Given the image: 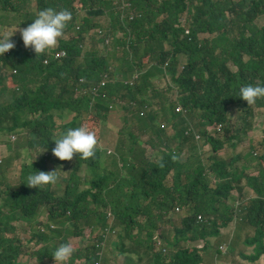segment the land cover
Returning <instances> with one entry per match:
<instances>
[{"label": "trees", "instance_id": "obj_1", "mask_svg": "<svg viewBox=\"0 0 264 264\" xmlns=\"http://www.w3.org/2000/svg\"><path fill=\"white\" fill-rule=\"evenodd\" d=\"M84 2L91 7L89 14L83 12ZM16 7L9 6L7 11ZM37 8L70 11L72 20L64 32L75 35L69 41H60V49L67 54L61 61L52 60L45 66L43 55L42 60L10 58L2 64L0 96L4 95L10 78L15 80L11 85L13 105L0 113L5 117V121L0 120V138L8 132H25L29 126L41 128L44 119H51L45 116L47 113L68 110L74 111L71 114L74 117L66 123V130L85 126L93 131L97 151L88 160H80L74 154L73 187L61 198L47 190L50 185L31 190L25 184L26 177L36 167L37 171L47 172L54 161L55 142H47L46 132L41 136V144L29 145V148L48 147V151L36 158L31 156L32 166L21 158L27 149L20 157L19 166L13 160L16 153L0 149V218L2 208L13 207L16 199H20L24 218L28 219L34 209L35 222L44 230L34 238L32 246L22 251L17 240L2 235L0 222V264H55L52 252L62 243H71L74 254L83 251L80 256L73 255L69 264L99 263L110 237L101 210L113 212L118 225L111 232L117 231L118 238L125 243L131 229L145 231V226L136 220L134 203L128 197L130 191L106 190L131 181L149 187L166 182L162 187L165 189L170 177L188 169V165L179 161L183 144L194 161L193 179L184 180L199 195L212 194L213 202L207 214L217 218L208 219L205 224L190 217L178 222L175 209L179 206H176L169 221L177 231H199L194 241L212 237L210 231L216 221L221 228L229 227L230 232L237 229L239 222L249 230L245 245L256 246L254 255L248 258L254 262L246 260L242 264H264V98L254 105H247L239 98L240 87L264 85V27L260 29L257 23L264 14V0H38ZM79 12L83 23L76 25ZM36 16L29 20L30 24ZM100 19H105V24H100ZM112 58L118 64L122 62V71L113 67ZM155 63L159 67L148 71ZM16 70H19L17 75L13 73ZM136 76L139 80L132 84ZM20 84L21 92H17ZM131 103L137 107L126 109ZM180 105L183 111L177 113ZM120 107L124 110L123 117ZM36 113H41L42 118L27 120V115ZM113 116L122 124L117 141L121 136L124 139L119 141L115 155L104 161L99 150L105 138L101 132ZM170 121L176 122L165 130L163 125ZM222 124L224 129L219 133L216 128ZM173 131L176 134L167 138ZM144 136L148 137L145 143L160 150L163 157L150 160L142 150L147 160L142 168L136 164L135 149ZM197 136L204 139L202 146ZM250 140L263 159L258 167L260 175L247 177V185L253 189L249 195L242 193L240 184L239 211L231 207L220 209L223 197L228 194L231 198V192H235L229 174L232 163L240 159L224 157ZM173 144H178L176 150ZM7 158L11 160L2 166ZM84 167L85 177L80 176ZM19 174V183L13 185L8 178ZM90 176H93L91 181ZM84 186L91 188L85 190ZM202 215L208 218L206 213ZM89 216H94L95 221H87ZM80 218L86 221H75ZM220 243L233 247L240 255L246 248L239 247L230 234L227 242ZM121 249L127 253L138 250ZM151 250L160 252L156 248ZM187 257L179 254L176 264H191Z\"/></svg>", "mask_w": 264, "mask_h": 264}, {"label": "rangeland", "instance_id": "obj_2", "mask_svg": "<svg viewBox=\"0 0 264 264\" xmlns=\"http://www.w3.org/2000/svg\"><path fill=\"white\" fill-rule=\"evenodd\" d=\"M23 6H26L25 9L27 11V15L25 17L18 18L17 14L14 13L12 18L8 19V22L12 25L13 31L5 32L3 28H0V38L4 37L5 34H15L17 35L21 28L37 13L40 11L35 3L31 4L32 10L28 9V3L24 1ZM100 24H105V19L98 20ZM77 23L80 25L83 23V16L81 13H78ZM257 23L261 26L264 24V18H259ZM73 36L70 34H64L63 41H69ZM58 45V44H57ZM57 49V46L55 47ZM108 57H111L110 55ZM111 64L113 67L117 66L118 71H122L123 64L122 62L117 63L113 58L111 59ZM157 63L151 65L148 68V71H153ZM233 70H236L234 66H232ZM163 79L166 78L165 75L161 76ZM11 85L13 86V82L9 80ZM172 79L168 82V88L172 89ZM83 93L85 91L82 90ZM7 98L4 96H0V106L6 104ZM124 110L120 107V117H123ZM74 115H69L65 120H60L58 117H55V126L50 128L51 137L54 140L60 131L64 128L63 126L70 122ZM176 122V121H174ZM173 121H170L168 124H164L165 130L173 126ZM259 122V121H258ZM256 122V124L258 123ZM255 124V125H256ZM122 127L120 120L117 117H111L110 122L106 128H103L101 134L105 136L103 144L100 142L99 150L100 153L104 156V161L110 160L112 156L115 155L114 151L120 147V140L124 139V136H121L120 140L117 141V133L119 129ZM223 129L222 126L217 127V131L220 132ZM176 134L174 131L167 135V138L172 137ZM15 136L16 140L12 141L11 137ZM102 136V137H103ZM260 137H263V133H260ZM32 136L29 132L18 131L13 133H6L4 135V142L10 145L19 144L23 148H27V152L30 153L31 156H38L39 153H43L48 151V147H35L29 148L28 143L32 140ZM148 139L147 136L141 138V144L135 149V160L138 166L144 168L147 164V160L145 158L144 152H147V156L150 160H160L163 157V153L160 150L152 149L149 145L145 143ZM197 142L201 146L204 144V139L202 137H197ZM253 142L247 141L243 143L241 146L237 147L233 150L229 155L224 157L225 160L231 158H238L239 160L232 163V169L229 174V181L231 185H234L235 192H231V196L227 194V197H223V202L219 205L220 209H224L225 207H231L237 209L239 207L240 201V184L242 183L243 191L245 195H249L253 190L250 186L247 185V177L250 176L253 178L254 175H260L259 166L262 165L263 159L261 158L260 153L254 148ZM178 144H173V148L176 150ZM130 147L126 142V149L128 150ZM182 153L179 156V161L183 165H188V169L178 172L170 177L168 186L163 189L162 187L166 184V182L157 183L149 187L147 185L141 184L138 181L126 182L120 185L118 188L109 187L106 191L117 192L118 190L127 189L130 191L129 199L134 203V209L136 211L135 217L136 220L141 222L145 226V231L140 232L136 229H131L128 234V242L122 241L120 238L115 237L116 234L110 235L107 243H106V252L102 255L99 263L102 259H110L114 260L117 255H126V259H116L118 263L116 264H176L177 257L179 254L187 255L186 261L191 260V264H242L245 262L250 256L254 253L256 246H249L248 248H243L242 241L236 238V234L239 230H234L230 232V228L222 225L220 227V222H214L212 224L211 234L212 237L207 238L206 240L200 239L194 241L195 237L200 235V232L197 230L193 231H177L176 227L173 223L169 221L170 214H173V209L176 206H179L175 209L176 217L175 221L181 222L186 217L197 218L199 224H205L208 222V219L214 220L217 218V215H209L207 212L212 206L213 197L209 192L207 196L199 195L195 188L189 186L187 182L184 180L185 177H191V172L193 171L194 161L191 159L189 149L186 145H181ZM25 161L24 157H21ZM11 158L4 159L3 165H6ZM15 162V166L20 165V156L16 155L13 158ZM61 161L57 158V161L51 166V169L54 166H57V162ZM67 161V160H65ZM75 163L74 160H71V165ZM38 167H36L37 171ZM61 178L58 183L53 186L47 187V190L51 192H56L58 187L62 184V182L68 179L67 173L65 170L61 169ZM129 173V171H127ZM80 176H87V169L84 167ZM19 175H11L8 179L11 181L13 185H17L19 183ZM93 176L88 177V180L91 181ZM21 186V185H19ZM85 190L91 188V186H84ZM225 204V205H224ZM104 210H101L103 212ZM208 218H205L202 214H205ZM38 224L35 223L30 229H28L27 225L20 226L18 230V236L22 241L28 240V238L32 237L33 234L38 230ZM162 228V231L160 229ZM232 236V240L236 242L239 247L243 248V255L239 253H235L234 248L228 246L227 242L228 235ZM147 238V239H146ZM146 239V240H145ZM71 242H75L72 239ZM117 243V247L125 249L135 250V252L127 253L122 250H116L114 244ZM82 246V245H81ZM153 248H160V252L156 253L151 250ZM146 249V253L145 252ZM208 250L213 251L215 253V257L212 261H206L205 257L207 255ZM170 258L173 260L170 261ZM22 260L26 262V258L23 257Z\"/></svg>", "mask_w": 264, "mask_h": 264}, {"label": "clouds", "instance_id": "obj_3", "mask_svg": "<svg viewBox=\"0 0 264 264\" xmlns=\"http://www.w3.org/2000/svg\"><path fill=\"white\" fill-rule=\"evenodd\" d=\"M26 1L28 3V9L31 11L33 8L31 4L34 2L35 6L38 4V0H0V28H3L5 32L13 31L12 25L8 22V19L12 18V16L17 14L18 18L25 17L27 13L25 7L23 6V2ZM7 6V7H3ZM9 6H17L14 11H7ZM83 12L89 14L91 12V7L88 2H84ZM260 18H264V14L261 15ZM72 20V13L68 10L56 11L54 9L48 8L39 11L36 18L33 19V22L30 24L29 21L21 28L17 35L15 34H5L4 37L0 38V69L2 64L10 59L16 58L21 60L23 57L30 58H38L40 60L43 59V55H45V59L43 61L44 65L47 66L51 63L52 60L61 61L66 58V52L60 49V41L63 40L64 34H70L74 36L75 34L72 32H64L67 28L69 22ZM75 24L77 23V18L75 20ZM264 27V24L260 26V29ZM58 44V45H57ZM57 46V49L55 47ZM65 53L64 56L58 57V54ZM52 58V59H51ZM15 75L19 73V70L13 72ZM13 82L14 78H10ZM139 80V77L136 76L132 80V84ZM11 89V83H7L4 91V97L7 98L6 104L0 106V113L6 111L10 106L13 105L14 98L12 94L14 93ZM17 92H21V84L19 87H16ZM127 98L132 100L128 95ZM239 98L247 102V105H254L258 99L264 98V85H246L239 88ZM137 107L135 103L127 104L126 109L131 110ZM179 110V111H178ZM183 111V107L177 106L176 112L181 113ZM74 111L68 110H52L47 113L45 116H51V119H44L45 124L41 128H36L35 126L27 127L26 132H29L33 137L32 140L29 141L28 146L30 144H41V136L43 133H47V142H55V147L52 149V153L55 156L54 161L49 165L48 171H35L34 173L28 175L26 177L25 184L31 188L42 189L45 186H53L59 182L61 178V169L65 170L67 173L68 179L58 187L57 191L53 193L54 196H59L63 198L68 189H72L73 187V176L76 161L73 158L74 154L79 155L80 160H88L90 158H94L97 151V139L96 135L93 131H90L85 126H80L77 128H69L66 130L65 126H63V130L58 133V136L52 140L51 130L48 128L50 126L53 128L56 124L55 117L57 116L60 120H65L69 115H71ZM41 113H36L34 115H27V120H37L41 119ZM0 120L5 121V117L0 114ZM1 125V124H0ZM2 126V125H1ZM5 127L7 124L4 125ZM220 126V125H218ZM217 126V127H218ZM224 129V125H221ZM217 129V128H216ZM222 129V130H223ZM66 130V131H65ZM221 130V131H222ZM65 131V132H64ZM220 131V132H221ZM219 132V133H220ZM200 137V136H197ZM16 137L12 136V141H15ZM46 142V143H47ZM0 144L4 145V149L11 150L12 152H16L20 157L22 153L27 149L23 148L19 144L10 145L4 142V138H0ZM36 158V157H35ZM57 158L61 161L57 162V166H54L51 169V166L57 161ZM26 161L32 163L34 160L31 159V155L29 152H25ZM67 160V161H65ZM71 160H74L75 163L71 165ZM32 190V189H31ZM61 194V195H59ZM232 197V196H231ZM239 207L235 209V211H239ZM102 213V217L105 218L108 231L111 232L112 228L118 225L115 215L112 211L107 212L104 210ZM96 218L94 216H89L87 221H93ZM34 217V209L29 212L28 219L24 218L23 211L20 205V199H16L13 207H4L2 208V215L0 218V222L2 223V235L7 239L17 240L19 245L21 246V250L32 246L34 238L39 234L44 232L39 226L38 230L33 234L32 237L28 238L26 241H22L18 236V230L20 226L27 225L28 229H30L36 222ZM75 221H86L83 218H80ZM54 227V226H53ZM121 227V226H120ZM121 231L123 232V228L121 227ZM112 234H116L115 237L118 238L117 231L111 232ZM246 242V240H245ZM82 244L81 247H83ZM117 246V243H115ZM250 246V245H249ZM157 251H160V248H156ZM74 247L71 243H62L57 246L52 252V257L55 264H69L73 255L80 256L81 250L78 253L74 254ZM255 253V251H254ZM95 264V263H93ZM102 264L101 261L100 263Z\"/></svg>", "mask_w": 264, "mask_h": 264}, {"label": "crops", "instance_id": "obj_4", "mask_svg": "<svg viewBox=\"0 0 264 264\" xmlns=\"http://www.w3.org/2000/svg\"><path fill=\"white\" fill-rule=\"evenodd\" d=\"M0 149H2V150H6V149H4V145H3V144H0ZM7 151H11V150H7ZM11 152H12V151H11ZM14 153H16V152H14ZM16 154H17V153H16ZM17 155H18V154H17ZM59 195H61V194H59ZM232 197H233V196H232ZM93 221H95V220H93ZM93 221H92V222H93ZM236 226H237V229H236V230H239V232L236 234V238H237L238 240L242 241V243H243V247L248 248L249 246H246V245H245V240H246L247 234L249 233V230L246 229V228H244V227H242L241 224H240L239 222H236ZM108 233H109V235H113L110 231H108ZM114 246L116 247V250H115V251L118 252V250H122L120 247H117L115 244H114ZM83 248H84V245H83ZM82 254H83V251H81V255H82ZM253 255H254V253L252 254V256H253ZM117 256H121V255H117ZM117 256H116V257H117ZM125 256H126V255H124V257H122V258H120V259H126ZM116 257L114 258V260L103 259V260L101 261V263H102V264H116V263H118V261L116 260ZM214 257H215V253H214L213 251L208 250L207 255H206V257H205L206 261L210 262V261H212V260L214 259ZM251 258H252V257H251ZM247 260L250 261V262H254L252 259H247Z\"/></svg>", "mask_w": 264, "mask_h": 264}, {"label": "built area", "instance_id": "obj_5", "mask_svg": "<svg viewBox=\"0 0 264 264\" xmlns=\"http://www.w3.org/2000/svg\"><path fill=\"white\" fill-rule=\"evenodd\" d=\"M64 55H65V53H62V54H58L57 56H58V57H61V56H64ZM80 82L83 83L84 80H80ZM178 111H179V110H178ZM220 126H221V125H220Z\"/></svg>", "mask_w": 264, "mask_h": 264}]
</instances>
